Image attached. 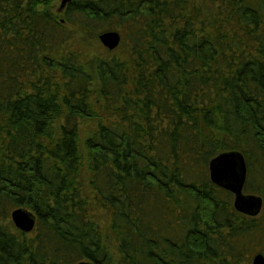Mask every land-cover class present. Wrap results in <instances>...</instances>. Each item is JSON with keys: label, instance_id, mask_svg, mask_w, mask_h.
Returning <instances> with one entry per match:
<instances>
[{"label": "trees", "instance_id": "obj_1", "mask_svg": "<svg viewBox=\"0 0 264 264\" xmlns=\"http://www.w3.org/2000/svg\"><path fill=\"white\" fill-rule=\"evenodd\" d=\"M60 1L0 0V264L250 263L264 203L237 211L209 162L243 153L264 200V0Z\"/></svg>", "mask_w": 264, "mask_h": 264}, {"label": "water", "instance_id": "obj_2", "mask_svg": "<svg viewBox=\"0 0 264 264\" xmlns=\"http://www.w3.org/2000/svg\"><path fill=\"white\" fill-rule=\"evenodd\" d=\"M71 0H61L60 8H64ZM101 42L109 50L117 48L121 42V33L116 30L104 31L99 34ZM209 173L212 182L234 194V208L244 214L256 216L263 208V197L247 194L244 186L247 179V163L243 153L239 151L222 152L209 162ZM14 225L24 232H31L36 226V216L22 207L11 212ZM77 264H91L80 261ZM252 264H264V254L259 252L252 258Z\"/></svg>", "mask_w": 264, "mask_h": 264}, {"label": "rangeland", "instance_id": "obj_3", "mask_svg": "<svg viewBox=\"0 0 264 264\" xmlns=\"http://www.w3.org/2000/svg\"><path fill=\"white\" fill-rule=\"evenodd\" d=\"M60 3H61V1H60ZM71 44L74 47H77L80 50H82V52L86 56L87 55L88 56L101 55V54L106 53L108 50V48H106L104 46V44L101 42L99 36H98V38H95V37H91V35H90V36H86L85 38H83L78 33V34H76V38H75L74 42L73 43L71 42L70 45ZM92 125H93V122H90V123L88 122L87 124H84L82 131H84V133H86L87 129H89V127ZM94 212H95L96 218L100 221V224L104 227V230L109 233V228H108V226L110 224L109 212L104 208L98 209L97 206L94 208ZM112 241L115 242L113 239H112ZM114 251H115V249H114ZM262 253L264 254V252H262ZM246 264H252V260L250 263H246Z\"/></svg>", "mask_w": 264, "mask_h": 264}]
</instances>
